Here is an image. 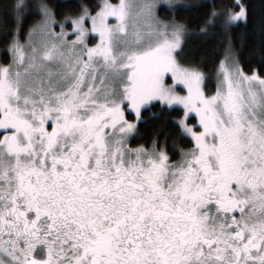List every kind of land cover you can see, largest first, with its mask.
Instances as JSON below:
<instances>
[{"label":"snow or ice","instance_id":"1","mask_svg":"<svg viewBox=\"0 0 264 264\" xmlns=\"http://www.w3.org/2000/svg\"><path fill=\"white\" fill-rule=\"evenodd\" d=\"M248 17L0 0V264H264V42L257 68L232 40ZM217 31L216 56L187 55Z\"/></svg>","mask_w":264,"mask_h":264},{"label":"trees","instance_id":"2","mask_svg":"<svg viewBox=\"0 0 264 264\" xmlns=\"http://www.w3.org/2000/svg\"><path fill=\"white\" fill-rule=\"evenodd\" d=\"M191 3L207 5L209 8L216 0H188ZM248 6L249 17L247 24L241 23L239 27L233 29L232 40L238 51L241 53L242 60L251 61L253 67H259V56L253 57L251 54L258 51L264 37L261 36V22L264 21V0H242ZM202 11H207L203 9ZM168 18L167 16H164ZM178 19L181 17L178 16ZM185 22L194 26L196 23L195 14L185 13L183 16ZM225 43V37L222 33L214 32L208 37L198 35L191 36L187 41V51L190 57H204L211 60L221 50ZM5 57L3 38L0 37V61ZM211 73V69H207Z\"/></svg>","mask_w":264,"mask_h":264},{"label":"rangeland","instance_id":"3","mask_svg":"<svg viewBox=\"0 0 264 264\" xmlns=\"http://www.w3.org/2000/svg\"><path fill=\"white\" fill-rule=\"evenodd\" d=\"M163 18H165V17H163ZM186 53H187V55H189V56H190V53H189V51H187V49H186Z\"/></svg>","mask_w":264,"mask_h":264}]
</instances>
